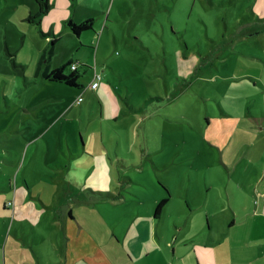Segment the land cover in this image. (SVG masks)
I'll use <instances>...</instances> for the list:
<instances>
[{
  "label": "rangeland",
  "instance_id": "1",
  "mask_svg": "<svg viewBox=\"0 0 264 264\" xmlns=\"http://www.w3.org/2000/svg\"><path fill=\"white\" fill-rule=\"evenodd\" d=\"M31 2L0 0V264L56 261L70 221L124 264L159 194L174 264H231L241 218L264 234V0H111L80 36ZM69 61L81 87L44 78Z\"/></svg>",
  "mask_w": 264,
  "mask_h": 264
},
{
  "label": "crops",
  "instance_id": "2",
  "mask_svg": "<svg viewBox=\"0 0 264 264\" xmlns=\"http://www.w3.org/2000/svg\"><path fill=\"white\" fill-rule=\"evenodd\" d=\"M34 1V3L31 2L30 15L38 10V4L36 0ZM50 2L51 9L43 17L41 24L44 29H47L46 26L49 25L50 30L56 32L61 23L67 26L69 20L75 23H82L89 18H95V15H98L100 19L103 18V14L106 12L111 0H50ZM104 31L105 27L103 28V33ZM62 33L63 31L59 30L57 36L62 35ZM101 84L96 90L101 87ZM261 164L264 167V162ZM256 178L260 179V184L263 183L264 177L256 175L254 179ZM160 182L162 187L164 185V190L169 193L165 186L166 184L163 181ZM164 198H167V196L163 194H159V197L154 198L151 212L139 211L133 215L132 223H130V226L127 227L123 234L124 242H121L122 250L125 252L124 258H121V260H126L124 264H174L172 258L174 253L171 254L166 249L158 235L155 224L172 201L171 196L161 215L157 217L155 216L156 206ZM260 198L258 206L264 216V188ZM10 202L11 204H5L4 208L7 209L9 206H13V215L17 216V209L24 207L22 204L18 205L17 193H14V200ZM229 219L230 230L237 227V212H234V216L229 217ZM208 220L211 228L210 213H208ZM241 222H243V225L240 227L239 232L233 233L232 237L229 236L231 254L233 255L230 260L231 264H264V242L261 244L259 254L253 252V248L259 243L258 238L264 240V234L259 232L260 228L263 229L262 224L258 225L254 221L251 222L248 217L241 218ZM65 236V240L60 241L61 255L56 257V261L51 260V262H48L46 257L41 256L38 258V264H115L114 259H111L104 249H101L100 244L96 242L95 238L85 227L70 221L68 222ZM1 252L0 249V262L2 258ZM5 264H7L6 260Z\"/></svg>",
  "mask_w": 264,
  "mask_h": 264
},
{
  "label": "trees",
  "instance_id": "3",
  "mask_svg": "<svg viewBox=\"0 0 264 264\" xmlns=\"http://www.w3.org/2000/svg\"><path fill=\"white\" fill-rule=\"evenodd\" d=\"M36 2L38 4V10L36 13L29 15L28 19L31 22L40 24L41 21L43 20V17L51 9V2L50 0H36ZM67 26L71 29V31H73L75 34L80 36L83 31L91 29L93 27V19L89 18L83 21L82 23H74L72 20H69ZM41 62H39L40 65H39L38 73L40 72L42 66ZM71 63L72 61L68 62V64ZM68 64L53 69L47 66L46 70L43 72L44 78L53 82H60L70 86L81 87V84L79 83V78L81 74L79 73L78 70H72L68 74L65 73V68L67 67ZM168 200L169 198H164L160 202H158L155 209V216L159 217L161 215L162 210L166 205V203L168 202Z\"/></svg>",
  "mask_w": 264,
  "mask_h": 264
},
{
  "label": "built area",
  "instance_id": "4",
  "mask_svg": "<svg viewBox=\"0 0 264 264\" xmlns=\"http://www.w3.org/2000/svg\"><path fill=\"white\" fill-rule=\"evenodd\" d=\"M70 65H71L70 67H71L72 70H78L79 67H80L78 62H73L72 61V63ZM101 79H102L101 75L97 71H95L94 79H93L92 83L90 84V87L93 88V89L98 88L99 85H100V80ZM82 100H83V96H80L76 100V102L80 103Z\"/></svg>",
  "mask_w": 264,
  "mask_h": 264
}]
</instances>
